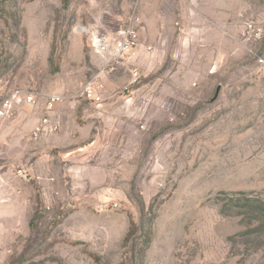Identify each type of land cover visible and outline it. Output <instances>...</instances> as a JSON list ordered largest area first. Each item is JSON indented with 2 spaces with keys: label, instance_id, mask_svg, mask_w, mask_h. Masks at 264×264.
Returning a JSON list of instances; mask_svg holds the SVG:
<instances>
[{
  "label": "rangeland",
  "instance_id": "374dc122",
  "mask_svg": "<svg viewBox=\"0 0 264 264\" xmlns=\"http://www.w3.org/2000/svg\"><path fill=\"white\" fill-rule=\"evenodd\" d=\"M120 28L131 53L93 48ZM16 90L40 104L0 119V264H264V0H0Z\"/></svg>",
  "mask_w": 264,
  "mask_h": 264
},
{
  "label": "built area",
  "instance_id": "2783aa9c",
  "mask_svg": "<svg viewBox=\"0 0 264 264\" xmlns=\"http://www.w3.org/2000/svg\"><path fill=\"white\" fill-rule=\"evenodd\" d=\"M139 45L138 35L132 28H120L116 31L113 38L108 37H95L92 40L93 48L101 55L108 56L112 60H119L125 55L131 53ZM83 95L94 102H100L101 97L97 94V91L92 83L86 84L83 87ZM62 100L60 95H48L45 101V114L39 120L38 124L34 128L32 137L35 140H39L44 134H54L61 129V124L55 122L49 116L54 110L55 106ZM26 104L30 106L38 107L40 100L38 95L34 93H26L21 90H16L5 97L0 103V119L10 117L17 106ZM19 175L25 176L24 171H19Z\"/></svg>",
  "mask_w": 264,
  "mask_h": 264
},
{
  "label": "water",
  "instance_id": "95a60500",
  "mask_svg": "<svg viewBox=\"0 0 264 264\" xmlns=\"http://www.w3.org/2000/svg\"><path fill=\"white\" fill-rule=\"evenodd\" d=\"M219 91H220V88L218 89L217 94H216V96L214 97L213 101L216 100V98L218 97V93H219Z\"/></svg>",
  "mask_w": 264,
  "mask_h": 264
}]
</instances>
